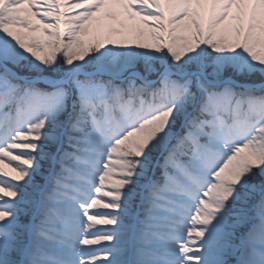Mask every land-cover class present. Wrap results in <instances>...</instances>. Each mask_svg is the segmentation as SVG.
I'll return each mask as SVG.
<instances>
[{
    "label": "snow or ice",
    "instance_id": "snow-or-ice-1",
    "mask_svg": "<svg viewBox=\"0 0 264 264\" xmlns=\"http://www.w3.org/2000/svg\"><path fill=\"white\" fill-rule=\"evenodd\" d=\"M0 264H264V0H0Z\"/></svg>",
    "mask_w": 264,
    "mask_h": 264
}]
</instances>
